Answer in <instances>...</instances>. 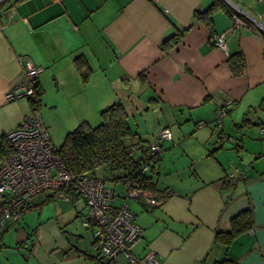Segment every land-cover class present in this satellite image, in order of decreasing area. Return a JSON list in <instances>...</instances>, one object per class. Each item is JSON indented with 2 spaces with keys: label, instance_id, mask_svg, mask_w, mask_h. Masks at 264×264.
<instances>
[{
  "label": "crops",
  "instance_id": "obj_1",
  "mask_svg": "<svg viewBox=\"0 0 264 264\" xmlns=\"http://www.w3.org/2000/svg\"><path fill=\"white\" fill-rule=\"evenodd\" d=\"M212 1L0 2V139L30 112L26 98H4L24 81L23 57L42 67L40 113L50 138V130L66 134L81 121L98 124L100 111L114 102L124 106L129 125L136 115L152 119L144 145L142 132L131 128L138 155L160 128H170L172 138L149 171L164 192L130 202L109 186L116 205L126 202L142 227L132 252L151 249L158 264L223 258L264 264V136L258 131L264 125V0H221L225 7L213 12L209 26L197 12ZM227 10L242 20L231 29ZM223 32L224 49L212 41ZM173 35L177 42L163 47ZM235 52L244 58L240 74L227 62ZM76 57L86 65L78 67ZM227 102L219 125L217 110ZM111 182L125 189L122 181ZM52 193L35 195L30 209L0 231V264H113L97 258L82 223L84 204L75 205L81 198ZM243 209L251 212V228L227 245L215 242L214 232L228 230ZM77 217L82 232L71 224Z\"/></svg>",
  "mask_w": 264,
  "mask_h": 264
},
{
  "label": "built area",
  "instance_id": "obj_2",
  "mask_svg": "<svg viewBox=\"0 0 264 264\" xmlns=\"http://www.w3.org/2000/svg\"><path fill=\"white\" fill-rule=\"evenodd\" d=\"M232 16L229 29L242 21L239 16ZM225 34H217L212 39L223 49ZM20 61L24 81L9 87L4 98L6 101L26 98L30 112L15 128L5 133L10 150L0 157V231L5 229L7 222L19 220L30 209L35 195L49 190L55 197L67 200L68 191L73 190L84 204L82 223L90 229L100 258L113 264H158L151 249L141 255L132 252L141 238L142 227L135 221L127 203L116 205L114 190L101 178L89 174L75 175L67 169L41 118L38 76L42 67L27 57ZM228 103L217 110L216 123L219 125ZM258 131L264 136V125L259 126ZM171 138L168 126L152 136L140 170L146 171L152 166L153 158ZM150 194L135 180L125 182L124 200L150 201Z\"/></svg>",
  "mask_w": 264,
  "mask_h": 264
},
{
  "label": "trees",
  "instance_id": "obj_3",
  "mask_svg": "<svg viewBox=\"0 0 264 264\" xmlns=\"http://www.w3.org/2000/svg\"><path fill=\"white\" fill-rule=\"evenodd\" d=\"M221 6L225 7L223 1L213 0L207 9L197 12V17L206 25L211 26L212 14ZM230 15L233 13L230 12ZM178 39L179 35L170 36L163 42V47L176 43ZM75 62L80 68L86 65L80 57H76ZM227 62L233 74L243 72L244 58L240 52L229 54ZM38 94L39 96L41 94L40 88ZM134 135L124 106L122 103L114 102L100 111L98 124L91 125L87 121H81L67 132L58 146V151L67 169L75 175L89 174L99 177L103 181H122L123 183L127 180H135L142 188L161 194L165 189H159L149 174L153 164L146 171L139 168L146 148L138 156H134L129 144L125 142L126 139L132 138ZM9 150L7 138L5 135L1 136L0 157L8 153ZM155 160L156 156L153 158V163ZM101 167H104L106 172L102 176H97L96 171ZM78 198L80 196L73 190L68 191V200L74 202ZM251 226V212L249 209H243L230 218L228 230L214 232L213 240L227 245L236 235L248 230ZM97 258L102 259L98 255ZM213 264L235 263L229 258H223Z\"/></svg>",
  "mask_w": 264,
  "mask_h": 264
},
{
  "label": "rangeland",
  "instance_id": "obj_4",
  "mask_svg": "<svg viewBox=\"0 0 264 264\" xmlns=\"http://www.w3.org/2000/svg\"><path fill=\"white\" fill-rule=\"evenodd\" d=\"M148 118H149V119H147V118L145 117V118L143 119V118H140L139 115H136L134 119H130V126H131V128H132L134 131H135V129H137V130L139 129V130L142 132V134H140V135H141V137H142L141 141L143 142V145H144L145 141H147V139L149 138L148 133H147V132H148L147 130H148V128H149V123H150V121H152V119H150V116H149V115H148ZM143 121H145V122H143ZM173 128H175V126H174ZM146 131H147V132H146ZM49 132H50L51 139H52L54 145H55V146H59V145L61 144L62 140H63V137H64L65 133H57V134H55L56 132H52L51 130H50ZM145 132H146V133H145ZM135 140H136V139L128 138V139H126L125 142H126L127 144H129L130 149H131L132 152H133V155H134V156H137V155H138V149L136 148V145H137V144H135L134 146L130 145V143L135 142ZM166 142H167V141H166ZM148 143H149V142H148ZM147 145H148V144H147ZM162 151H164V149H163ZM162 151L159 152L160 155L162 154ZM105 172H106V169H105L104 167H101V168H99V169L96 171V175H97V176H102L103 174H105ZM105 183H106L107 186H110V187H112V188L115 189L116 196L119 195V194H117V192H121V193L123 192V193L125 194V189L123 188V186H122L121 183H117V184H116V183H113V182H111V181H109V180H106ZM46 192H49V190H47ZM128 201L131 202V199L129 198ZM75 203H76V202H75ZM114 203H115V204H119V203H120L119 198H117V197L114 198ZM75 205L77 206V209H80V208L83 206V205H82V201H78ZM84 212H85V207H84ZM71 224L75 225L76 228H77L79 231H81V232L83 231V228H84V227L82 226L81 218L77 217V218L71 220Z\"/></svg>",
  "mask_w": 264,
  "mask_h": 264
},
{
  "label": "water",
  "instance_id": "obj_5",
  "mask_svg": "<svg viewBox=\"0 0 264 264\" xmlns=\"http://www.w3.org/2000/svg\"><path fill=\"white\" fill-rule=\"evenodd\" d=\"M231 1V0H230Z\"/></svg>",
  "mask_w": 264,
  "mask_h": 264
}]
</instances>
